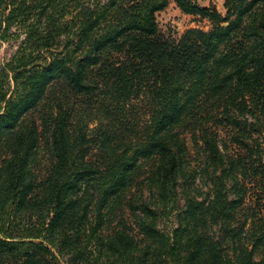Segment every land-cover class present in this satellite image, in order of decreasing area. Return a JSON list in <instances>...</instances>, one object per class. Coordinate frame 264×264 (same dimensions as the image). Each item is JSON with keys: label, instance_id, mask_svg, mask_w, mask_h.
<instances>
[{"label": "trees", "instance_id": "16d2710c", "mask_svg": "<svg viewBox=\"0 0 264 264\" xmlns=\"http://www.w3.org/2000/svg\"><path fill=\"white\" fill-rule=\"evenodd\" d=\"M171 4L211 28L164 36ZM224 9L0 0V264H264V0Z\"/></svg>", "mask_w": 264, "mask_h": 264}, {"label": "rangeland", "instance_id": "374dc122", "mask_svg": "<svg viewBox=\"0 0 264 264\" xmlns=\"http://www.w3.org/2000/svg\"><path fill=\"white\" fill-rule=\"evenodd\" d=\"M198 2L203 6L214 5L217 8H219L223 14H225V9L223 7V0H198ZM157 21L161 34H163L166 37L172 36L173 38H179L186 31L190 29H203L205 31H208L211 28L210 24L205 21H201L200 19L193 16L184 15L175 6V4H171L168 7V9H166L164 12L159 13L157 15ZM13 32H16L17 34L20 33V31L16 27L12 29L11 33ZM23 39H24V35H22L17 39H11L0 42V69L3 68V66H6L10 62L12 57L17 52ZM72 101L74 102L72 96L66 92L65 88H56V90H53L49 94V102L47 103L49 104V106L46 107L47 113L49 114L51 112L52 106L58 104V102H62L63 104H66L67 102H72ZM42 111L43 110H41L40 113H42ZM32 115L37 116V112H33ZM73 120L74 122L79 123L81 126L83 124L88 125L90 129L96 127L98 122V119H96L95 116L91 115L87 108L82 109L81 106L76 107V115L74 116ZM228 132H229L228 129L221 128L219 135H221V138L227 140L228 146H230L233 154L244 155V150L241 147H238L234 143H231V141L229 140L230 137ZM183 136L185 137V142L190 154L189 155L190 159L193 160V162L200 161L201 153H200V143L198 140V135L193 134V132L189 130L184 132ZM90 156L91 158H99L100 153L94 150L90 154ZM247 204L248 205L252 204V200L250 198L248 199ZM119 215L125 216V219L129 220L128 224L132 228L134 234H136L137 230L131 223L129 214L123 207H121L118 210V213L114 218V224L115 223L117 224V222L119 221L118 220ZM164 226L167 229H169L171 226H173V220L171 222H166V223L164 222L162 227Z\"/></svg>", "mask_w": 264, "mask_h": 264}, {"label": "crops", "instance_id": "0c3cea01", "mask_svg": "<svg viewBox=\"0 0 264 264\" xmlns=\"http://www.w3.org/2000/svg\"><path fill=\"white\" fill-rule=\"evenodd\" d=\"M213 4V3H212ZM223 7H224V0H223ZM219 11H220V9L219 8H217ZM221 12V11H220ZM222 13V12H221ZM223 14V13H222Z\"/></svg>", "mask_w": 264, "mask_h": 264}]
</instances>
